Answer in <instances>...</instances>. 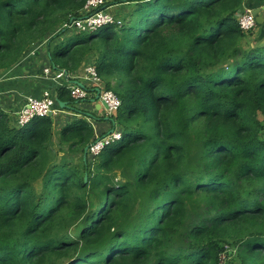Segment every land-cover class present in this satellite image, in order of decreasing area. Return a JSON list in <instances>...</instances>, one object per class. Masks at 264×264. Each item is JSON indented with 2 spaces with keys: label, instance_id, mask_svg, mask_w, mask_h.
I'll return each mask as SVG.
<instances>
[{
  "label": "trees",
  "instance_id": "16d2710c",
  "mask_svg": "<svg viewBox=\"0 0 264 264\" xmlns=\"http://www.w3.org/2000/svg\"><path fill=\"white\" fill-rule=\"evenodd\" d=\"M86 2L0 0V72L46 35L69 75L93 55L124 140L85 161L88 121L0 106V264H264V39L237 17L264 0H107L128 14L57 41Z\"/></svg>",
  "mask_w": 264,
  "mask_h": 264
},
{
  "label": "crops",
  "instance_id": "0c3cea01",
  "mask_svg": "<svg viewBox=\"0 0 264 264\" xmlns=\"http://www.w3.org/2000/svg\"><path fill=\"white\" fill-rule=\"evenodd\" d=\"M262 11H264V9ZM49 36L50 35H46L29 47L24 52L22 59L15 66L0 72V106L12 115V117L14 114H17L16 111L18 109L20 110L23 107L28 97L40 98L47 89H50L57 97L55 91L57 88H60L58 86L63 83L64 85H68L69 88L70 85L73 86L75 83L80 82L91 94L95 95L94 90L96 87L86 75V69L89 66H95L94 56H88L80 67L76 69L73 74L69 75L66 70L56 69L55 65L51 63L47 48ZM61 72L68 74L69 79L66 83L65 79H54L57 77V74ZM94 97L95 96L91 95L87 100L82 101L86 104L84 110L80 112H74V108L63 109L60 107V109H57L52 115L55 131L58 133L67 123L74 119H81L83 116H87L88 122L92 124L95 138L103 132L107 135L111 130L119 129L112 121L107 120L113 113H110L103 107H99L98 102H92ZM76 102L80 103L78 101ZM92 116L105 117V121L93 119L91 118Z\"/></svg>",
  "mask_w": 264,
  "mask_h": 264
},
{
  "label": "built area",
  "instance_id": "2783aa9c",
  "mask_svg": "<svg viewBox=\"0 0 264 264\" xmlns=\"http://www.w3.org/2000/svg\"><path fill=\"white\" fill-rule=\"evenodd\" d=\"M106 4L107 0H87L86 5L81 12V17L75 18L74 21L66 24L65 26L68 29H78L80 33H82L86 32V28L89 29L87 31L94 32L105 25L118 22L115 15L109 11L110 7L108 8ZM237 17L239 25L245 33H249L256 29L257 20L251 9H245L243 12L238 13ZM86 75L91 80V83L96 87L94 90L95 95L91 94L86 87L83 88L76 83L73 86L70 85L69 88L68 85L65 84L66 88L70 91L71 97L78 102L85 101L91 97V95L96 96V90L99 89V102H104L108 106V111L110 113L117 111L122 105L121 99L114 91L105 88V84L99 76L96 67L89 66L86 69ZM56 78L65 79V83L69 79L68 74L64 72L58 73L57 77L54 79ZM65 85L63 83L58 87H64ZM56 106L57 98L50 89L45 90L40 98L28 97L23 107L16 114L17 124L19 126H25L35 118H44L50 115V113H55L57 110ZM122 139L123 133L120 130H114L110 134L97 137L89 145V153L92 156H97L112 143Z\"/></svg>",
  "mask_w": 264,
  "mask_h": 264
},
{
  "label": "rangeland",
  "instance_id": "374dc122",
  "mask_svg": "<svg viewBox=\"0 0 264 264\" xmlns=\"http://www.w3.org/2000/svg\"><path fill=\"white\" fill-rule=\"evenodd\" d=\"M263 10V9H262ZM109 11L110 12H112L114 15H115V17H119V16H123L124 14H128V11H129V6L127 5V4H121V5H116L115 7L114 6H112V7H110V9H109ZM263 12L264 11H261V16L262 17H264V15H263ZM259 26H261V27H258L257 28V30L255 31L254 30V32L253 33H251V34H249V33H247V34H249L248 35V37H247V40H246V42L248 43L249 42V44L251 45V46H261L262 44L261 43H263L262 41H261V43H260V40H263L264 39V36H262V39L260 38V36L259 35H261L262 34V32L264 31V28H263V23H259ZM82 29H84V28H82ZM87 30H89L88 28H86L85 29V31L86 32H89V31H87ZM57 31V30H56ZM70 32L69 33H67L66 35H64V36H62V37H60V38H58L57 39V41H60V40H62V38H64V37H66L67 35H75V34H79L80 33V31L78 30V29H74V30H69ZM72 31V32H71ZM50 37V36H49ZM80 103H76V104H74L73 106V108L75 109V112H80V111H83L84 110V108H85V102H82V101H79ZM4 109V108H3ZM9 114V113H8ZM9 116L10 117H12V115H10L9 114ZM97 117V116H96ZM13 118V120L14 121H17V116L14 114V116L12 117ZM91 118H93V117H91ZM90 118V119H91ZM81 119H83V120H86V121H88V117L87 116H83ZM94 119V118H93ZM91 121H92V119H91ZM119 128V127H118ZM104 133V132H103ZM103 133H101L100 135H98V136H96V137H100ZM124 140L122 139V140H120V141H117V142H114V143H112L110 146H112V147H114V146H116V145H118V144H120V143H122ZM57 147L58 146H56V149H57ZM64 148H66V147H64ZM90 154V153H89ZM91 155V154H90ZM62 156V157H61ZM61 156H59V158H56V160L58 161V162H61V161H64V160H66V161H71V162H79L80 161V155L79 156H73L72 154H71V152L70 151H68V150H65V151H61ZM67 261V260H66ZM69 262H71V261H69ZM68 262V263H69ZM66 263V262H65ZM65 263H63V264H65ZM67 263V264H68Z\"/></svg>",
  "mask_w": 264,
  "mask_h": 264
},
{
  "label": "water",
  "instance_id": "95a60500",
  "mask_svg": "<svg viewBox=\"0 0 264 264\" xmlns=\"http://www.w3.org/2000/svg\"><path fill=\"white\" fill-rule=\"evenodd\" d=\"M262 9H264V7H262V8H257V9H253V10H252L253 14L256 16V20H257V23H258V24L264 22V18L260 15ZM73 20H74V18H72L70 21L72 22ZM76 84L79 85V86H81V87H83V88H85V86H84L82 83H80V82H77ZM96 91H97V94H96L95 98L92 99V102H98V106H99V107H103L104 109L108 110V106H107L104 102H99L100 90L97 89ZM58 103H59V106H60L61 108H63V109H65V108L68 109V108H69V103H67V102H64V101H62V100H58ZM52 115H53V113H50L49 116L52 117ZM92 117H93V116H92ZM107 120H109V119H107ZM113 131H114V129L111 130V131L109 132V134L112 133ZM88 153H89V146H87V147L85 148V155H84V160H85V161L87 160V155H88ZM87 179H88V176L86 175V177H85V181H87Z\"/></svg>",
  "mask_w": 264,
  "mask_h": 264
},
{
  "label": "clouds",
  "instance_id": "9594fccd",
  "mask_svg": "<svg viewBox=\"0 0 264 264\" xmlns=\"http://www.w3.org/2000/svg\"><path fill=\"white\" fill-rule=\"evenodd\" d=\"M249 9H250V8H249ZM251 10H253V9H251ZM56 98H57V97H56ZM58 100H59V99L57 98V103H58ZM58 104H59V103H58ZM53 114H54V113H53ZM117 130H119V129H117ZM108 134H109V133H108Z\"/></svg>",
  "mask_w": 264,
  "mask_h": 264
}]
</instances>
